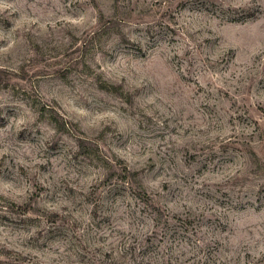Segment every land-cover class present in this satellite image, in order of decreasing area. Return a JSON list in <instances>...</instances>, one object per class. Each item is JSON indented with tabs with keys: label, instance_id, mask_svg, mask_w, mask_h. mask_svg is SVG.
<instances>
[{
	"label": "rangeland",
	"instance_id": "374dc122",
	"mask_svg": "<svg viewBox=\"0 0 264 264\" xmlns=\"http://www.w3.org/2000/svg\"><path fill=\"white\" fill-rule=\"evenodd\" d=\"M0 264H264V0H0Z\"/></svg>",
	"mask_w": 264,
	"mask_h": 264
}]
</instances>
